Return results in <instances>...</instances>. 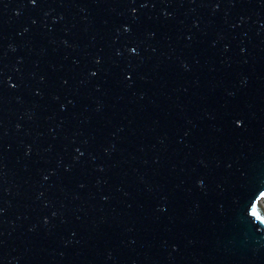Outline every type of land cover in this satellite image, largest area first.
<instances>
[{
  "label": "water",
  "instance_id": "1",
  "mask_svg": "<svg viewBox=\"0 0 264 264\" xmlns=\"http://www.w3.org/2000/svg\"><path fill=\"white\" fill-rule=\"evenodd\" d=\"M264 0H0V264H264Z\"/></svg>",
  "mask_w": 264,
  "mask_h": 264
},
{
  "label": "bare ground",
  "instance_id": "2",
  "mask_svg": "<svg viewBox=\"0 0 264 264\" xmlns=\"http://www.w3.org/2000/svg\"><path fill=\"white\" fill-rule=\"evenodd\" d=\"M260 204H261V206H262V207H263V209H264V197H263V198H261Z\"/></svg>",
  "mask_w": 264,
  "mask_h": 264
}]
</instances>
